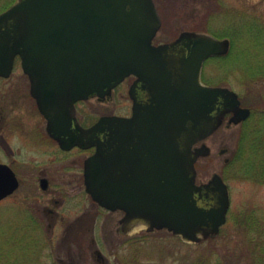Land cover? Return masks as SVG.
Returning a JSON list of instances; mask_svg holds the SVG:
<instances>
[{
	"label": "water",
	"instance_id": "95a60500",
	"mask_svg": "<svg viewBox=\"0 0 264 264\" xmlns=\"http://www.w3.org/2000/svg\"><path fill=\"white\" fill-rule=\"evenodd\" d=\"M161 25L154 0H17L0 14V76L11 75L19 55L49 134L63 148L97 147L85 162L86 189L102 206L125 210L124 226L200 241L226 222L230 196L218 173L197 184L196 162L211 151L194 145L219 128L222 113L233 111L237 123L251 110L234 91L201 80L204 61L229 51L228 38L185 31L155 45ZM180 43L186 49L177 56ZM130 74L148 85L151 103L132 93L131 117L105 115L83 127L75 103L110 95ZM217 103L223 109L213 114ZM135 139L146 150L141 177L127 176L123 165L124 145ZM18 186L15 171L0 162V200ZM201 198L215 205L202 206Z\"/></svg>",
	"mask_w": 264,
	"mask_h": 264
},
{
	"label": "rangeland",
	"instance_id": "374dc122",
	"mask_svg": "<svg viewBox=\"0 0 264 264\" xmlns=\"http://www.w3.org/2000/svg\"><path fill=\"white\" fill-rule=\"evenodd\" d=\"M15 1L0 0V14ZM154 1L162 17L156 42H170L186 30L209 32L231 41L224 57L205 62L202 79L234 90L252 113L230 126L228 119L222 121L203 141L210 154L200 157L196 165L198 184L206 183L215 173L228 184L226 223L217 234L197 242L184 241L166 228L147 231L138 227L126 233L120 223L122 211L93 206L80 190L79 204L70 200L69 205L52 206L61 215L60 221L49 227L43 211L48 194L40 188L37 175L40 170L47 171L59 181L55 187L69 196L88 152L58 158L56 143L45 138L46 119L17 59L12 74L0 77V131L13 149L9 151L5 140L4 146L0 143V161L13 165L22 179L20 188L0 201V264H101L96 250L102 252L107 264H264V175L260 174H264V139L254 142V138L264 137V128L263 132L260 129L262 134H253V128L264 127V74L254 75L259 66L264 71V0ZM122 87L108 100L111 95L101 100L91 96L80 102V118L126 112L131 99ZM247 133L253 139L243 143ZM241 147L244 157L250 156L249 173L239 158L232 162ZM229 163L233 165L227 167ZM63 172H67L64 177ZM82 212L89 214L88 228L92 230L77 228L69 240L67 227ZM92 238L95 243H91Z\"/></svg>",
	"mask_w": 264,
	"mask_h": 264
},
{
	"label": "flooded vegetation",
	"instance_id": "af4514ba",
	"mask_svg": "<svg viewBox=\"0 0 264 264\" xmlns=\"http://www.w3.org/2000/svg\"><path fill=\"white\" fill-rule=\"evenodd\" d=\"M186 31H190V30H186ZM183 32H185V31H181L180 34L176 38L171 40V41L176 40ZM153 43L158 45V44L163 43V42H156L155 38H154ZM183 49H186V48L182 45V43L178 44L176 46L175 55H177V56L182 55L183 54ZM225 55L226 54L222 55V57H224ZM137 79H138L137 76L134 75V74L128 75L121 83H119L117 86L114 87V89L112 90L111 96L107 97L105 99V100H108V99L112 98L113 95H115L117 92H119L121 90L122 86H123L122 88L125 89L127 95L131 99L130 100L131 101V105L126 110V112L119 113V114L111 113V115H120V116H123V117H131L132 116V114H133V102H134L133 97L131 95L132 93H133V95L135 97H137L143 103H145V104L151 103L152 91L149 89L148 85H146L143 81L136 83ZM93 96L97 97L96 95H93ZM239 98H240V96H239ZM99 100H101V99H99ZM240 100H241V106L250 107V106L243 105V103H242L243 101H242L241 98H240ZM80 102H82V101H79L77 103V113H76V115H77L80 123L84 127H90L91 125H93L98 120L99 117L95 119L94 117H91V116L87 115L85 117V119L84 118L81 119L80 116L82 115V111L79 109V106H78V104ZM216 105H217V108L214 109L213 114L221 113V110L223 109V105L221 103H217ZM219 108L221 109L220 111L218 110ZM251 110H252V108H251ZM234 114H235L234 112H224V113H222L221 117L223 118V123H224L225 119H228L227 125L228 126L232 125L233 121H231V118L233 117ZM250 115L247 118H249ZM246 119H243V121H245ZM46 131H47V119H46ZM46 133L47 134H46L45 138L54 141L56 143L57 147H58L57 148V150H58V155H57L58 158L62 157L65 154H69V153H75V152L79 153V152H83V151L84 152H88V154L83 159L81 170H79L77 172V174L75 175V177L77 179V182L71 187V189L74 192H71L69 194V196H66L65 192H61V190L58 187H55V185L58 184L59 181L56 182L54 180V177H52L50 174H48L47 171L40 170L39 174L36 177V179L39 181L40 188L43 190V193L44 194L45 193L48 194L47 197H46L47 203L45 204V207H44L43 211L46 212L45 214H47L46 217H48V221H49L48 225H49V227H52V226H55L60 221L59 216L61 215V212L59 211V209H57L55 207H52V206H65L68 203H70V202H68L70 200L71 201L78 200L76 203L79 204V201L81 200L80 199L81 195L79 194L80 190L84 191V195H86V196L88 195L89 200L91 201V204L93 206H101L102 207V205L99 202H97L96 200L93 199L91 194L88 193V191L86 189V185H85V162H86V159L88 157H90L91 155H93L96 152L97 147L95 145L88 146V147L74 145V146H72L70 148H63L56 139L51 137L48 134V132H46ZM4 140L6 142L5 137L2 136V133L0 131V143L2 144V146H4V144H3ZM138 141L139 140H137V139L131 140L130 144L129 143H125L126 145H124L123 151H124L125 156H124L123 165H124V170H125V173H126L127 176L141 177V176L145 175V169H144V163H143L144 160L140 161L139 158L140 157L143 158L145 156L146 150H145L144 147H142V148L137 147V144L139 143ZM143 143H144V141H143ZM199 143L201 144L202 142H199ZM7 144H6V146H7ZM7 147H8L10 152H13V149L9 146V144H8ZM0 162H3V161H0ZM4 163L9 164L8 162H4ZM9 165H11V164H9ZM11 167L15 170V172L17 174V177L19 179V187L17 188V190H18L20 188L21 183H22V179L20 178V176L18 174V171L13 167V165H11ZM65 173H67V172H63L62 173V177H64ZM209 181H207V182H209ZM77 190H78V192H76ZM211 196H212V194H211ZM199 202L201 203L202 206H206V207H210L212 205H215V200L213 198H208V199L201 198V199H199ZM113 212H115V211H113ZM122 212H123V216L122 217H125L126 212L125 211H122ZM88 215L89 214H87L86 212H82L78 216V218L73 220V223L68 225L67 230H66V232H68V235H66V236H67V238L70 237L69 240H71V238L74 235V233L76 232L77 228L85 227V228H87V231L91 229V227L88 228L90 226L89 223H88L89 222V220H88L89 218H87V217H89ZM63 216L64 215L62 214V217ZM95 216H97V211H95ZM120 222H121V220H120ZM124 227L128 230V232L134 228V226L129 227L128 224H125ZM121 228H123L122 225H121ZM69 233L70 234L72 233V235H69ZM66 236H65V238H66ZM95 242H96L95 238L94 239L92 238L91 243H95ZM95 253L97 255V259L101 262V264H107V259L104 257V255L102 254V252L100 250H96Z\"/></svg>",
	"mask_w": 264,
	"mask_h": 264
},
{
	"label": "trees",
	"instance_id": "16d2710c",
	"mask_svg": "<svg viewBox=\"0 0 264 264\" xmlns=\"http://www.w3.org/2000/svg\"><path fill=\"white\" fill-rule=\"evenodd\" d=\"M257 69H259V71L256 73V74H254L255 76H257L258 74H264V71H263V66H259ZM264 116V115H263ZM262 116V117H263ZM251 120V119H250ZM250 122H253V120L252 121H250ZM247 123V122H246ZM259 128V129H258ZM258 128H253V134L254 135H260V134H262V132H263V128L264 127H261L260 125H258ZM260 129H262L261 131H260ZM259 130V131H258ZM242 139H243V137H242ZM251 139H253V138H251L250 136H248V133H247V135L245 136V139L243 140L244 142L243 143H246V142H248V140H251ZM261 139H264V137L263 136H259L258 137V140L257 139H255L254 138V142L255 143H257V142H259ZM261 144H263V147H264V141L261 143ZM240 149V148H239ZM235 156H238V157H235L233 160H232V162H236L237 161V158H239V160H240V162L239 163H241L242 165H243V170L244 171H246V172H248L249 173V170L251 169V166H248V164L250 163L249 161V159H250V156H248V157H244V153H243V149H242V147H241V151L239 152H237V154L235 155ZM230 165H233V164H230L229 163V165H227V167L228 166H230ZM248 166V167H247ZM230 170H228V172H229ZM262 172H264V170H262ZM261 175H264V174H262V173H260ZM264 177V176H263Z\"/></svg>",
	"mask_w": 264,
	"mask_h": 264
}]
</instances>
